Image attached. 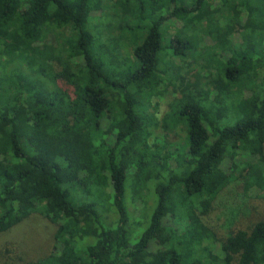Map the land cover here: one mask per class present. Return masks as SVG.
I'll return each instance as SVG.
<instances>
[{
	"label": "trees",
	"instance_id": "1",
	"mask_svg": "<svg viewBox=\"0 0 264 264\" xmlns=\"http://www.w3.org/2000/svg\"><path fill=\"white\" fill-rule=\"evenodd\" d=\"M258 202L264 0H0V234L56 228L26 264H264Z\"/></svg>",
	"mask_w": 264,
	"mask_h": 264
},
{
	"label": "rangeland",
	"instance_id": "2",
	"mask_svg": "<svg viewBox=\"0 0 264 264\" xmlns=\"http://www.w3.org/2000/svg\"><path fill=\"white\" fill-rule=\"evenodd\" d=\"M207 42H209L207 40ZM172 87L161 88L162 94L152 100L151 112L161 120L169 112V104L177 96ZM157 134H165L159 129ZM170 142L177 139L174 133L166 135ZM257 203V202H256ZM255 206L257 217H264V203L258 202ZM135 216L137 212L130 209ZM222 211L217 209L208 218L211 225L223 226ZM55 226L46 221L40 214L35 213L30 218L14 227L10 231L0 234V264H26L30 260H36L47 256L53 250V235Z\"/></svg>",
	"mask_w": 264,
	"mask_h": 264
}]
</instances>
